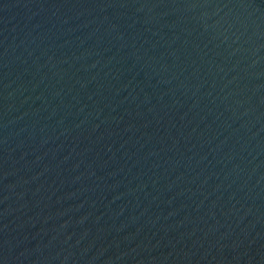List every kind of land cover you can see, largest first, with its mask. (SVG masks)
Returning <instances> with one entry per match:
<instances>
[{
  "label": "water",
  "instance_id": "water-1",
  "mask_svg": "<svg viewBox=\"0 0 264 264\" xmlns=\"http://www.w3.org/2000/svg\"><path fill=\"white\" fill-rule=\"evenodd\" d=\"M0 264H264V0H0Z\"/></svg>",
  "mask_w": 264,
  "mask_h": 264
}]
</instances>
